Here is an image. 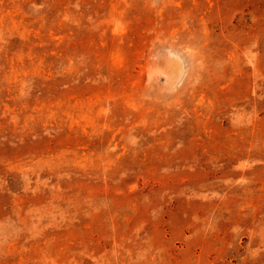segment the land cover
Here are the masks:
<instances>
[{
	"label": "rangeland",
	"instance_id": "obj_1",
	"mask_svg": "<svg viewBox=\"0 0 264 264\" xmlns=\"http://www.w3.org/2000/svg\"><path fill=\"white\" fill-rule=\"evenodd\" d=\"M0 264H264V0H0Z\"/></svg>",
	"mask_w": 264,
	"mask_h": 264
}]
</instances>
